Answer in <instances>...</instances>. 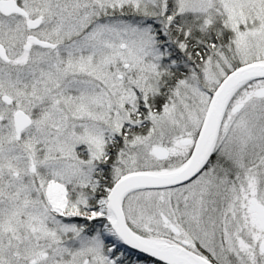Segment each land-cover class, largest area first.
<instances>
[{
	"label": "snow or ice",
	"instance_id": "1",
	"mask_svg": "<svg viewBox=\"0 0 264 264\" xmlns=\"http://www.w3.org/2000/svg\"><path fill=\"white\" fill-rule=\"evenodd\" d=\"M0 264H264V0H0Z\"/></svg>",
	"mask_w": 264,
	"mask_h": 264
}]
</instances>
